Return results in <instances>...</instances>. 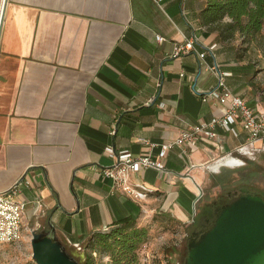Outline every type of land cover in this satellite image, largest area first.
Returning <instances> with one entry per match:
<instances>
[{
  "label": "crops",
  "instance_id": "crops-1",
  "mask_svg": "<svg viewBox=\"0 0 264 264\" xmlns=\"http://www.w3.org/2000/svg\"><path fill=\"white\" fill-rule=\"evenodd\" d=\"M205 4L6 0L0 32V190L28 179L19 196L27 200L33 229L52 227L65 245H81L92 231L129 215L138 225H150L157 243L162 232L154 216L192 220L203 168L215 171L213 164L244 136L240 126L238 137L218 127L219 142L173 145L163 169L147 166L132 173L153 187L142 201L116 189L101 168L115 159L107 145L115 152L145 154L147 142H153L155 154L187 124L220 112L217 100L200 96L216 86L205 62L215 61L227 71L233 91L264 107L252 90L253 66L238 55V38L221 40L202 23ZM188 36L195 37L196 49L172 55L174 43ZM213 43V54L207 50L201 58L198 51Z\"/></svg>",
  "mask_w": 264,
  "mask_h": 264
},
{
  "label": "built area",
  "instance_id": "built-area-1",
  "mask_svg": "<svg viewBox=\"0 0 264 264\" xmlns=\"http://www.w3.org/2000/svg\"><path fill=\"white\" fill-rule=\"evenodd\" d=\"M154 37L157 41L163 38L159 33H155ZM214 45L213 43L208 48L199 50L198 55L201 58L204 57L207 50H210L211 54H213L211 49H213ZM194 49H196L195 37L188 36L182 41L174 43L172 55H178ZM203 65L215 73L216 86L201 93L200 96L203 100L206 98L217 100L220 103L219 113L213 114L208 119L187 124L179 131L176 137L160 143L155 154L150 152L151 147L155 143L147 141L144 142L149 145V151L145 154H134L128 149L115 152L111 145L105 147L115 159L111 164L103 166L101 171L106 177L111 179L112 185L116 189L124 192L131 199L142 201L153 191V187L148 183L133 178L132 173L147 166L163 169V157L166 149L173 145L184 148V146L194 145L202 139H213L219 142L221 136L218 127L235 137L240 135L239 126L244 131L242 139L230 150L223 152L222 160L229 159L233 162V160L236 161L238 158L234 153L248 154L254 149L264 146V107L250 104L244 96L233 91L226 82L227 71L220 69L215 61L213 63L205 62ZM114 132V129H111V133ZM28 182V179L23 176L10 186L0 190V245L2 246L19 248L31 239L33 227L30 226L26 215L27 200L19 196L21 184ZM73 245L80 248V244L77 242ZM93 253L96 254L95 252ZM9 262L18 264V257L10 255Z\"/></svg>",
  "mask_w": 264,
  "mask_h": 264
},
{
  "label": "rangeland",
  "instance_id": "rangeland-1",
  "mask_svg": "<svg viewBox=\"0 0 264 264\" xmlns=\"http://www.w3.org/2000/svg\"><path fill=\"white\" fill-rule=\"evenodd\" d=\"M2 0H0L1 9ZM240 43V40H238ZM239 57L249 61L251 69V84L253 93L264 102V40L247 44H238ZM251 96V95H250ZM249 96V97H250ZM251 99V98H250ZM229 148L228 142L225 143ZM238 158L230 165H221L218 169L210 170L203 168V179L200 184L199 195L193 205L192 219L196 222L202 220L201 210L213 200L222 201L228 192L236 193L240 187L250 188L264 195V146L254 149L251 153H234ZM157 230L162 232V236L155 243L152 239L151 226L147 227L148 232L145 239L137 249L138 264H185L187 255V234L191 226L190 222L162 220L160 215L153 218ZM30 226H32L30 222ZM38 229V228H37ZM156 232V231H155ZM160 235V234H159ZM84 241V240H83ZM80 248L74 245H66L67 249L74 255L81 256L85 249L84 242ZM10 255L18 257V264H37L31 255L30 241L23 246L14 248L0 245V264H11ZM96 262L101 264L107 257L102 252H96Z\"/></svg>",
  "mask_w": 264,
  "mask_h": 264
},
{
  "label": "water",
  "instance_id": "water-1",
  "mask_svg": "<svg viewBox=\"0 0 264 264\" xmlns=\"http://www.w3.org/2000/svg\"><path fill=\"white\" fill-rule=\"evenodd\" d=\"M6 0L0 9V32ZM212 226L188 242L185 264H264V198L239 188ZM31 255L37 264H79L54 229H33Z\"/></svg>",
  "mask_w": 264,
  "mask_h": 264
},
{
  "label": "trees",
  "instance_id": "trees-1",
  "mask_svg": "<svg viewBox=\"0 0 264 264\" xmlns=\"http://www.w3.org/2000/svg\"><path fill=\"white\" fill-rule=\"evenodd\" d=\"M200 17L221 40L238 38L247 44L264 40V0H206ZM247 189L264 198L262 193ZM147 232V226L138 225L132 216H124L87 235L83 255L75 257L79 264H97L93 252L98 251L107 257L101 264H138L137 249Z\"/></svg>",
  "mask_w": 264,
  "mask_h": 264
},
{
  "label": "flooded vegetation",
  "instance_id": "flooded-vegetation-1",
  "mask_svg": "<svg viewBox=\"0 0 264 264\" xmlns=\"http://www.w3.org/2000/svg\"><path fill=\"white\" fill-rule=\"evenodd\" d=\"M239 193V190L236 193L228 192V198L222 201L213 200L210 204L204 206L200 213V217H202V220H198V222H196V219L193 218L188 225L191 227L189 229V233L187 234V242L196 240L201 233L208 230L214 223L216 215L221 207L234 200L239 195Z\"/></svg>",
  "mask_w": 264,
  "mask_h": 264
},
{
  "label": "bare ground",
  "instance_id": "bare-ground-1",
  "mask_svg": "<svg viewBox=\"0 0 264 264\" xmlns=\"http://www.w3.org/2000/svg\"><path fill=\"white\" fill-rule=\"evenodd\" d=\"M225 164V165H230L231 164V160L229 159H226V160H218L217 162H215L212 166V169H217V167L220 165V164Z\"/></svg>",
  "mask_w": 264,
  "mask_h": 264
}]
</instances>
